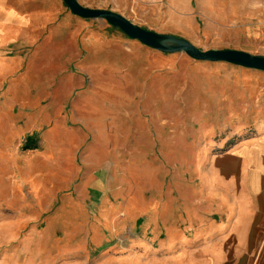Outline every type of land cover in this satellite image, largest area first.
<instances>
[{
    "label": "rangeland",
    "instance_id": "374dc122",
    "mask_svg": "<svg viewBox=\"0 0 264 264\" xmlns=\"http://www.w3.org/2000/svg\"><path fill=\"white\" fill-rule=\"evenodd\" d=\"M77 1L203 51L264 56V0ZM263 127L264 72L160 52L62 0H0V258L45 237L56 261L101 255L103 220L118 227L137 200L181 207L198 164Z\"/></svg>",
    "mask_w": 264,
    "mask_h": 264
},
{
    "label": "crops",
    "instance_id": "0c3cea01",
    "mask_svg": "<svg viewBox=\"0 0 264 264\" xmlns=\"http://www.w3.org/2000/svg\"><path fill=\"white\" fill-rule=\"evenodd\" d=\"M196 170L194 182L182 189L181 207L168 202L144 211L137 200L131 216L122 218L118 227L108 217L103 230H91L92 242L105 240L101 255L56 261L47 253L45 237L35 247L23 241L0 264H264V127L210 155ZM133 221L134 233L125 242L109 240Z\"/></svg>",
    "mask_w": 264,
    "mask_h": 264
},
{
    "label": "water",
    "instance_id": "95a60500",
    "mask_svg": "<svg viewBox=\"0 0 264 264\" xmlns=\"http://www.w3.org/2000/svg\"><path fill=\"white\" fill-rule=\"evenodd\" d=\"M69 11L83 19H101L118 28L125 36L142 45L163 53H185L197 61L223 62L247 69L264 72V56L237 49L201 50L188 42L171 35L158 34L132 23L126 17L106 9H93L81 5L77 0H62Z\"/></svg>",
    "mask_w": 264,
    "mask_h": 264
},
{
    "label": "trees",
    "instance_id": "16d2710c",
    "mask_svg": "<svg viewBox=\"0 0 264 264\" xmlns=\"http://www.w3.org/2000/svg\"><path fill=\"white\" fill-rule=\"evenodd\" d=\"M37 147V136L35 135H33L32 137H28L24 142V145L22 146L23 149H36Z\"/></svg>",
    "mask_w": 264,
    "mask_h": 264
}]
</instances>
